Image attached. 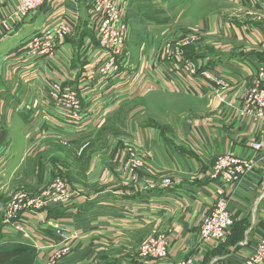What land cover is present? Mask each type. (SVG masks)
Here are the masks:
<instances>
[{
  "label": "crops",
  "instance_id": "obj_1",
  "mask_svg": "<svg viewBox=\"0 0 264 264\" xmlns=\"http://www.w3.org/2000/svg\"><path fill=\"white\" fill-rule=\"evenodd\" d=\"M120 1L128 25L138 26L132 16L139 17L148 3ZM224 1L242 7L246 16L225 21L215 12L197 21L202 37L218 38L226 49L187 44L175 64L163 53L174 45L164 44L167 34L159 29L166 20L160 24L147 14L141 19L147 36L139 54L131 55L127 43L116 71L104 74L100 70L107 55L98 46L87 0H44L25 22L9 20L20 0H0V264H52L54 247L69 249L56 264L245 262L264 237V154L240 186L212 181L209 174L220 154L230 150L252 158L251 144L264 142V125L238 115L247 88L264 66V0ZM7 20L10 29L5 32ZM61 21L71 24L74 34L52 56L30 58L24 50L27 40ZM186 61L228 86L221 89L192 76ZM55 82L77 93L85 109L81 123L50 100L48 90ZM161 94L190 97L194 104L177 117L170 111L162 115L149 107L152 96ZM142 102L145 108H137ZM113 123L119 126L109 125ZM122 138L146 160L138 184L123 170ZM85 144L90 147L79 159ZM64 163L73 166L78 182L70 181ZM55 175L68 182L76 193L73 199L25 209L24 233L6 222L7 193L13 185L38 194ZM168 178L175 182L171 188H149ZM222 198L228 200L236 225L225 241L204 245L202 221ZM50 219L60 220L77 238L62 242L44 225ZM162 233L170 242L167 259L143 260L141 243ZM40 244L53 245L38 251Z\"/></svg>",
  "mask_w": 264,
  "mask_h": 264
},
{
  "label": "built area",
  "instance_id": "obj_2",
  "mask_svg": "<svg viewBox=\"0 0 264 264\" xmlns=\"http://www.w3.org/2000/svg\"><path fill=\"white\" fill-rule=\"evenodd\" d=\"M44 0H20L16 10L10 16L13 22H25L29 20L33 14L38 11ZM91 9L93 18V26L96 28V36L98 46L107 55L103 61L101 73H114L117 69L118 62L123 58L128 42L129 27L123 17V10L120 0H87ZM7 20L3 24L5 32L10 29V23ZM74 34V27L66 21H61L57 25L42 30L27 40L24 50L25 53L32 59L50 57L55 53L59 43L67 40ZM187 44H174L167 46L164 49V57L167 60L179 64L185 53L184 46ZM185 70L192 76H201L212 85L226 89L228 84L223 80L209 74L206 71H201L200 65L192 61L185 62ZM48 96L59 108L69 113L71 119L76 123H81L84 119L85 109L82 105L76 92L71 89L62 90L59 83H52L48 90ZM239 115L242 119H253L264 125V66L259 69L258 78L247 88L243 99V104ZM2 123L0 119V124ZM254 152L252 158L239 157L232 151H226L220 154L215 162L212 172L209 174V179L219 181L222 184L230 186H238L244 181L247 176L254 170L256 158L264 154L263 143L256 142L251 144ZM146 169V160L139 151H127L123 170L129 175L130 182L138 184L143 178V173ZM60 178H55L53 184L60 185L61 192L59 197L55 195L54 200L60 201L62 193L65 195L66 187ZM175 182L171 179H164L157 185H151L150 189L171 188ZM21 202L11 205L4 213L6 222L10 224V219H13L15 229L21 233L26 232L25 222L15 214H20L21 211L29 208ZM13 214V215H12ZM46 223V221L44 222ZM55 231L56 236L62 242H71L77 238V234H68L59 225L49 223ZM236 225L235 217L228 211V203L223 202L217 205L214 211L202 221L200 227V239L204 245H213L223 242L227 239L231 230ZM37 250L39 246L35 247ZM170 251L169 237L162 233L147 237L139 247V256L143 260L154 262H162L167 259ZM69 253L68 247L57 249L54 247L53 255L50 259L52 264H56L65 258ZM176 264H187L186 262H177ZM243 264H264V237L260 238L255 244L251 254L247 257Z\"/></svg>",
  "mask_w": 264,
  "mask_h": 264
},
{
  "label": "rangeland",
  "instance_id": "obj_3",
  "mask_svg": "<svg viewBox=\"0 0 264 264\" xmlns=\"http://www.w3.org/2000/svg\"><path fill=\"white\" fill-rule=\"evenodd\" d=\"M145 1L148 3L147 9L139 17L132 16L133 24L137 22L138 26H135L133 28V26L130 25L131 23H129L128 25V23L126 22L129 27V31H130L128 35V39L132 35L130 37L131 40L129 39L127 42L128 50L131 55H138L140 52V43L146 40V36H147L146 29L143 25H141L142 24L141 19L142 17L147 16V14L148 15L152 14L155 18H157L160 21V24H162L166 20L165 27L159 28L160 30H163L164 32L166 31L165 34H167V36L164 39L166 41V42L164 41L165 45L168 42H172L171 44L185 43V44L193 45L194 47H197V48L207 49L209 51H212V50L215 51L217 49L224 50L226 49L227 43L226 42L222 43L223 42L222 40H219L218 38L215 39V37L212 39L211 38L208 39V36L202 37L201 36L202 32L201 30H199L200 28L199 26L201 22L199 23L197 21V17L207 19L211 13H215V12H219L221 14V18L225 19V21L230 18H235V17L241 18L242 16H246L245 15L246 11H244L242 7L237 6V4L231 5L229 4V2L227 3V1H224V0H145ZM123 17L124 19L126 18L125 19L126 21L127 12L125 9L123 12ZM131 30H132V33H131ZM171 36L172 38H170ZM214 42L221 43L222 45L221 44L216 45ZM150 101H151V104L149 107L153 111H158V113L162 115L170 111L176 117L177 115H179L180 111L189 110L192 108L194 104L193 98L185 97L182 95H163L161 94V95L152 96ZM145 103L144 102L139 103L137 108H141V107L145 108ZM240 110L241 108L238 110V115L240 113ZM239 117L240 119H242L241 115H239ZM109 125L119 126L117 125V123H113ZM107 129H112V128L107 127ZM122 139L124 140V142L121 143V147L123 148L125 156H126L127 151H130V150L137 151V149L133 145H131L126 139L124 138ZM260 143H263L264 145V142H260ZM65 146H68V145L65 144ZM89 147H90L89 144H85L83 147L80 148L78 152L79 159H82L84 157L85 152L87 149H89ZM79 159L78 161H82ZM64 166L66 169V175L70 177L69 178L70 181H72V178H73L75 181L78 182V180H76V178H74V175H73V171H74L73 166L67 163H64ZM55 178L62 179L61 181L66 187L65 195L62 193V199L60 201L54 200L55 195H53V193L56 194V197H59L61 195L60 194L61 192H59L60 185L58 183L53 184V180ZM53 180L51 181L52 184H50L44 191H41L38 194L37 193L29 194L30 190H28L26 187L23 188L20 186H16V184L13 185V187L10 188L7 193L8 199H7V204H6L7 206L5 207L6 208L5 212L9 208L10 205H11V210H12V206L15 207L14 204H17L18 202H21V201H22L21 203L22 205L24 203H26V205L31 204L28 207L40 209L49 202H53V203L63 202L66 200H71L76 196V193L73 194L71 190L69 189L68 182L65 179H63L60 176L56 177L55 175ZM241 184L242 183H240L238 186H240ZM227 201L228 200L226 198L219 199L216 203V206L219 205L220 203L227 202ZM23 212L24 211H21L20 214H15V215L17 217H20L24 215ZM49 223L59 225L61 228H63L67 232V229L62 226L60 220L50 219V220H47L46 223H44V225L49 226L48 225ZM10 225L12 227H15L13 223V219H10ZM49 228H51L55 234L54 229L50 226ZM66 234H67L66 237H68V232ZM52 245L53 244L51 245L46 244L45 246V245L40 244L38 251H42L45 248H50Z\"/></svg>",
  "mask_w": 264,
  "mask_h": 264
}]
</instances>
